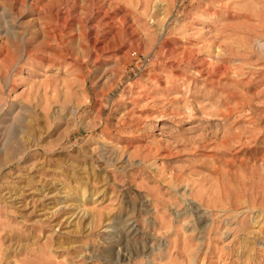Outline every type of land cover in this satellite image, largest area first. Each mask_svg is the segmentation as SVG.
<instances>
[{
  "label": "rangeland",
  "instance_id": "obj_1",
  "mask_svg": "<svg viewBox=\"0 0 264 264\" xmlns=\"http://www.w3.org/2000/svg\"><path fill=\"white\" fill-rule=\"evenodd\" d=\"M0 264H264V0H0Z\"/></svg>",
  "mask_w": 264,
  "mask_h": 264
},
{
  "label": "bare ground",
  "instance_id": "obj_2",
  "mask_svg": "<svg viewBox=\"0 0 264 264\" xmlns=\"http://www.w3.org/2000/svg\"><path fill=\"white\" fill-rule=\"evenodd\" d=\"M60 31V30H59Z\"/></svg>",
  "mask_w": 264,
  "mask_h": 264
}]
</instances>
